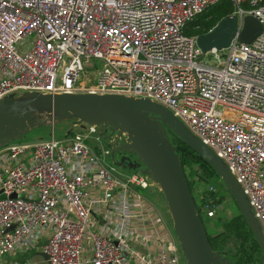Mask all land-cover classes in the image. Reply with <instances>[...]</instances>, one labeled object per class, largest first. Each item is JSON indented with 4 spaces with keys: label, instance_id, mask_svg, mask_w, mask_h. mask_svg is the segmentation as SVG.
I'll return each instance as SVG.
<instances>
[{
    "label": "built area",
    "instance_id": "2783aa9c",
    "mask_svg": "<svg viewBox=\"0 0 264 264\" xmlns=\"http://www.w3.org/2000/svg\"><path fill=\"white\" fill-rule=\"evenodd\" d=\"M221 1L0 0V100L118 95L165 108L227 168L264 238V0H226L237 32L244 16L260 25L249 45L201 54L183 35ZM84 128L0 147V264L31 250L44 264H182L168 224L137 192L148 176L115 174L87 144L100 141L97 127ZM211 191L194 200L206 219Z\"/></svg>",
    "mask_w": 264,
    "mask_h": 264
},
{
    "label": "water",
    "instance_id": "95a60500",
    "mask_svg": "<svg viewBox=\"0 0 264 264\" xmlns=\"http://www.w3.org/2000/svg\"><path fill=\"white\" fill-rule=\"evenodd\" d=\"M238 20L231 14L222 18L207 33L195 37L201 54L226 49L232 39L249 45L259 34L260 25L251 16H244L237 32ZM22 99L0 100V147L19 141L28 130L50 123L69 121L83 128L93 125L116 132L110 142L111 165L123 170H134L148 176L157 186L165 202L172 232L184 264H230L224 254L213 252L196 212L182 167L174 148L166 138L171 133L221 181L235 204L246 229L259 250V264H264V238L255 222L247 200L220 159L165 108L147 99H130L118 95L95 94H36L24 93ZM46 111V119H38L36 112ZM124 134V143L120 136ZM43 261L46 257L40 254Z\"/></svg>",
    "mask_w": 264,
    "mask_h": 264
},
{
    "label": "rangeland",
    "instance_id": "374dc122",
    "mask_svg": "<svg viewBox=\"0 0 264 264\" xmlns=\"http://www.w3.org/2000/svg\"><path fill=\"white\" fill-rule=\"evenodd\" d=\"M101 68L102 65L96 63L94 69L92 70L93 75L97 74V72L100 71ZM23 96V94H14L12 98L22 99ZM40 114V112H36L35 116L40 120L46 119ZM68 122L69 121L50 123L49 120H45L43 126L30 129L26 134L22 136L21 140H15L11 142L31 144L39 141L48 140L50 139V136L55 141H61L65 139L67 135L77 132V129H74L69 134H66V131L69 129ZM97 134L99 135V137L101 136V141L99 143H96L92 138H89L87 140V144L93 148L96 156H98L99 159L104 162L105 166L111 167L113 169V172L115 174L119 176H130L138 174L139 170L143 169L142 165H138V167L134 170H123L120 168L113 167L111 165V159L109 154L103 155V151L110 152L109 144L110 142H112L113 138L116 137V132L109 133L108 130H102L97 127L96 135ZM167 136L169 140L172 141V147L174 148V151L178 153L183 163L187 180L191 185L193 199H196L197 202V196L207 193L209 188L215 190L217 195L221 193L224 196L223 201L216 206L215 215L213 219H206L203 215L199 216L207 234L214 235L221 233L223 235L222 238L215 245L216 252L224 254V257L228 262H230V264H259V257L261 253H259L258 256L252 250L249 244V236L247 235V233H243V231L236 226L235 219L238 218L239 214L235 204L230 199L227 190L223 188L221 181L217 177H215V175L212 174L208 166H206L201 160H199L181 142H179L177 139H175L169 134ZM152 186L153 189L151 188ZM152 186L150 188H147L146 190L137 189V192L141 194L144 198H146L148 201L153 203L157 210L159 209L163 212L162 214L164 215V218L166 219L168 226L172 231L171 221L163 197L160 193L157 194L158 198L157 196L155 197L154 195L159 189L155 185ZM174 243L176 249L179 252L176 240L174 241ZM32 253L33 250L27 253V255ZM178 257L181 263L184 264L180 252L178 253ZM38 258H34L33 256H31L29 262L31 264H38L36 263L37 261L34 260H39Z\"/></svg>",
    "mask_w": 264,
    "mask_h": 264
},
{
    "label": "trees",
    "instance_id": "16d2710c",
    "mask_svg": "<svg viewBox=\"0 0 264 264\" xmlns=\"http://www.w3.org/2000/svg\"><path fill=\"white\" fill-rule=\"evenodd\" d=\"M232 13H233L232 6L229 4L228 1L223 0V1L213 5L211 7H209L208 9H206L205 11L200 13L199 15L195 16L188 23H186L184 28H183V35L186 37H197L198 35L205 34L210 29H212L222 18L229 16ZM166 134L167 135L169 134L172 137H174L171 133L167 132ZM167 135H166V137H167L168 142L170 143L171 146H173L172 141L169 140ZM175 139H177V138H175ZM175 153L178 156V160H179L180 166L182 167V171H183L188 189L190 191V194L193 195L191 185L188 182L187 177H186V173H185L183 163H182L178 153L176 151H175ZM212 174L215 175L213 172H212ZM215 177H216V175H215ZM209 194L212 197L214 204L216 206L219 205L224 199L223 194L219 193V195H217L215 190H212ZM192 198H193V196H192ZM235 223H236V226L239 227V229H241L243 231V233H245V234L247 233V235L249 236L248 237L249 241H250L249 244H250L252 250L259 256L260 250H259L256 242L253 240V238L249 234L248 230L246 229L245 224L242 221V218L240 217V215L238 216L237 219H235ZM202 226H203V224H202ZM203 228H204V226H203ZM205 233L207 235V242H208L211 250L213 252H216L215 245L222 238L223 235L221 233L210 235V234H207L206 231H205Z\"/></svg>",
    "mask_w": 264,
    "mask_h": 264
},
{
    "label": "crops",
    "instance_id": "0c3cea01",
    "mask_svg": "<svg viewBox=\"0 0 264 264\" xmlns=\"http://www.w3.org/2000/svg\"><path fill=\"white\" fill-rule=\"evenodd\" d=\"M68 125H69V129L66 131V134H69L70 132H72L74 129H77V132H75V133H78V132H81V130H83V129H85L84 127L81 129V128H79V127H75V126H72V124H71V122H68ZM103 130V129H102ZM101 133V132H100ZM100 138H101V136H100ZM100 141H101V139H100ZM99 141V142H100ZM98 142V143H99ZM141 170V169H140ZM152 186V185H151ZM151 186H149L148 188H150ZM152 189H153V186L151 187ZM158 193H160L159 192V190H157V192H156V194L154 195L155 197L157 196V198H158ZM161 194V193H160ZM165 203V202H164ZM166 206V205H165ZM156 208V207H155ZM157 209V208H156ZM167 209V208H166ZM159 213H160V215H161V217L163 218V220L167 223V221H166V219L164 218V215L162 214L163 212L162 211H160L159 209L157 210ZM168 224V223H167ZM29 253V252H28ZM31 256H33L34 258L36 257V258H38L39 260H36V259H34L35 261H37L36 263H38V264H44V261H43V259L40 257V253L39 252H37V251H33V253L32 254H29V255H27V253L26 254H23V255H19V256H16L15 258H13V259H10V258H7L5 261H3V264H27L28 262H29V260H30V258H31ZM28 264H31L30 262L28 263Z\"/></svg>",
    "mask_w": 264,
    "mask_h": 264
},
{
    "label": "bare ground",
    "instance_id": "6f19581e",
    "mask_svg": "<svg viewBox=\"0 0 264 264\" xmlns=\"http://www.w3.org/2000/svg\"><path fill=\"white\" fill-rule=\"evenodd\" d=\"M39 112L41 113L40 115H42L43 117L47 118V112L46 111H39Z\"/></svg>",
    "mask_w": 264,
    "mask_h": 264
}]
</instances>
